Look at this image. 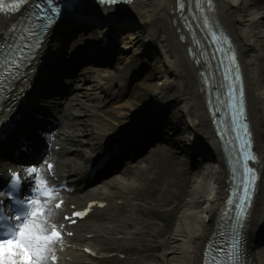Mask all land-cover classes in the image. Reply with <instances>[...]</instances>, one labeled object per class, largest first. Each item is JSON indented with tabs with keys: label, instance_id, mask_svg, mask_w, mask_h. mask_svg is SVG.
I'll return each instance as SVG.
<instances>
[{
	"label": "bare ground",
	"instance_id": "obj_1",
	"mask_svg": "<svg viewBox=\"0 0 264 264\" xmlns=\"http://www.w3.org/2000/svg\"><path fill=\"white\" fill-rule=\"evenodd\" d=\"M215 2L217 5L215 16L222 27L226 28L234 38L246 74L245 88L250 118L256 135L257 151L261 158L258 169L262 172V177L258 186L255 207L247 221L244 234L249 241L246 249L249 255L247 264H264V243L259 242L264 238V0H215ZM177 6L178 0H135L123 6H97V9L102 13L106 12L107 16V24L104 28L100 27L97 32L107 34L109 31V35L112 34L113 38L115 32L121 30L120 32H123L127 41H123L120 49L130 56L127 61L125 60L127 65L122 70L115 69V72L111 70L108 72V69L102 70L96 84L92 82L86 84L85 91L80 92L81 95L77 93V96L79 95L78 102L81 104L82 99L91 101L98 99V96L103 97L104 93L111 94L114 91L113 85L116 84L120 89L119 92L127 88V84L130 88L132 78L143 61L151 59L154 62L160 76L158 83L152 89L153 99L147 106L139 109L135 107L140 104L131 105L129 107L131 114L127 112L128 107H125L119 114L122 115L120 120L122 122L135 121L137 117L142 116V119L138 120V123H141L145 120L144 116L147 117L150 114L155 116L159 111H173L174 118L180 125L179 130L182 125L187 126L189 146L197 148L200 153L207 154V158L211 159L212 163L206 164L203 168L204 176L196 181L189 203L184 206L185 209L178 218L172 251L168 256L171 264H202L204 246L220 226L223 204L226 200L227 189L230 188L227 182L230 179L229 158L207 105L206 87L200 75L204 66L202 63L198 66L191 58L190 43L183 41V35L188 39V34L177 13ZM90 19L92 18L86 20ZM97 19L94 20L97 21ZM101 24H103L102 21ZM4 29V21L0 20V32ZM50 59H45L46 64ZM53 74L54 72L51 71L50 76ZM153 78L157 77L151 79ZM82 95L84 98L81 99ZM141 102L143 103V100ZM75 103H72L74 104L73 110L77 111L80 104L75 105ZM80 108L83 109L84 106L81 105ZM65 114H69V118L75 115L67 111ZM157 117L160 119L161 116L157 115ZM151 120L146 119L140 126L141 131L146 130L145 135L151 133L149 130L153 127ZM110 122L111 119L101 120L100 125L94 126L92 132H95L98 137L96 140L99 142L89 154L87 162L91 161V157L105 152L114 142L112 137L115 133L111 130L112 127L114 129L119 127L110 125ZM77 124H68L71 131L61 134L63 139H60L61 143L58 144L63 146L62 154L70 152L66 145L72 147L76 141H80L76 138L82 139L83 135L90 136L87 134L91 131L89 129L73 130ZM78 133L82 135L76 137ZM66 156L62 166L67 167V164L72 166L71 155ZM175 163L176 161L156 152L143 165L134 167L136 172L144 167L140 171L141 174L134 173L132 179L125 178L126 176L114 178L109 184L116 185L115 189L106 185L89 194H94L97 199L107 201L109 204H116L117 200L134 207L141 202L147 203L150 199L145 198L141 191L142 186L152 182V185L169 186L171 182L164 180L162 173L174 167ZM200 163H202L201 159ZM82 168V166L78 167V175H83ZM58 169L60 172H67L61 170L60 167ZM144 173L145 179L142 178ZM165 191L169 190L165 189ZM168 194L169 192H164L165 196ZM81 203L82 201L79 204ZM121 215L120 219L111 215L107 216L105 222H101V226H105L110 232L115 228H123L124 225H132L135 229L140 227V219L136 216L127 212ZM101 226L97 223L89 227L87 233L98 239ZM85 240L90 247L97 248L96 241L93 242L96 239L86 237ZM74 241L70 239L69 242L74 243ZM135 260V262L140 261L137 258Z\"/></svg>",
	"mask_w": 264,
	"mask_h": 264
},
{
	"label": "rangeland",
	"instance_id": "obj_2",
	"mask_svg": "<svg viewBox=\"0 0 264 264\" xmlns=\"http://www.w3.org/2000/svg\"><path fill=\"white\" fill-rule=\"evenodd\" d=\"M117 36V46L119 47L118 49H120L121 46H123V41H127V39H125L123 32H120ZM129 56L130 54H124L120 52L119 54H116L114 56V66H112L110 69L107 68L108 72H110V70L111 72H115V69L122 70V68L127 65V63L125 64V60L127 61ZM140 66L141 67L137 68V76L134 79L132 85H130L129 93L126 96H121L118 98V100L114 98L115 95L107 98H100L98 96V99L84 101L86 109H81V114H79V116L81 115L80 118H74V121L78 123L81 130H91L87 133L90 134V136H84V138H82V141L86 143L85 146H87L83 149L88 151L86 154H89V152L92 151L93 145L97 141L96 139L98 137L95 132H92V130L94 129V126L100 125L101 120L108 121L111 119L110 125H117L118 127V125L128 122H122L120 120L122 115L119 114L125 109V107H128L127 112L131 114V109H129L131 105L140 104V106L135 107L136 109H139L144 105L146 106L153 99L152 89L158 83L157 80L160 76L158 74V69L151 59L143 61V64ZM152 77L157 78L151 79ZM115 93H117V91ZM142 100L143 103L141 102ZM169 115L174 117L175 113L173 111H169ZM75 129H77V127ZM117 130L112 127L111 131ZM180 130L182 132L177 140L184 144L183 150H179L178 154L174 153V155H170L169 153L162 154L163 157H168L169 159L176 161L174 167L162 173L163 179L171 182L170 185H152V182L145 183V185L142 186L143 188L140 187L141 191L145 195V198L150 199V201L144 203L143 205L135 207L130 206L127 209L129 214H134V216L140 219V227L135 229L134 227L126 225V228H128H123L125 233L129 231L128 235H131V237H129L130 239L127 243H125V245H122V243L119 241L110 243L103 242L99 244L100 248H110V250H113L119 246H123L124 251L129 252L127 253L129 256H134V258L137 257L140 259V261L138 263H134L133 261L119 262L114 260L108 262L107 264L172 263L170 257L168 256L172 251L173 238L175 237L178 218L183 209H185L184 206L189 203L190 197L193 194L194 188L196 186V181L200 180V178L204 176V170L200 166L192 168V166L188 164L192 161L190 153H193V149L187 142V137L189 136L187 132V126L182 125ZM74 149H78V146H75ZM194 150L198 151L197 148H194ZM127 173L129 175L124 173L122 177L126 176L125 178H134L132 169ZM137 174L141 173L138 171ZM142 178H146L145 173ZM165 189H168L169 191H165ZM164 192H169V194L165 196ZM125 210L126 209H124L123 212ZM116 213L121 214L122 212L119 211Z\"/></svg>",
	"mask_w": 264,
	"mask_h": 264
},
{
	"label": "snow or ice",
	"instance_id": "obj_3",
	"mask_svg": "<svg viewBox=\"0 0 264 264\" xmlns=\"http://www.w3.org/2000/svg\"><path fill=\"white\" fill-rule=\"evenodd\" d=\"M56 0H43L45 7L44 13L52 12L53 16H60L61 10L57 6L50 7ZM101 3L112 4L116 0H99ZM209 4L212 0H207ZM183 7V3H181ZM15 12L17 9H7L4 7V0H0V13ZM52 17H49V23ZM45 28L47 25L44 26ZM38 34L31 29L25 28L18 36L14 37L12 43L7 41L3 49H0V87L6 85L18 73L26 60H29V50L32 44L30 38ZM29 62H31L29 60ZM44 164L49 169V178L41 176V168L35 165L24 169L26 175L21 178L19 172L12 171L7 178V184L4 191L8 195L5 200H0V264H48L49 260L55 261L57 257L54 253L55 243L62 239V232L56 223H49L48 210L51 201L59 194L60 188L54 180L55 172L51 171L54 165L47 161ZM247 167V158L245 161ZM252 173V169L248 168ZM255 176L254 173H252ZM27 182L30 195L20 197L18 193L24 183ZM252 187V181L249 180V187L245 189L244 202L247 204V193ZM7 202V203H6ZM63 201L55 204L59 209ZM14 213L9 216L5 208ZM90 211V206L89 209ZM87 211H75L74 217H84ZM243 219H247V213L241 210ZM65 220L76 223L72 217H64ZM62 227V226H61ZM242 227V225H241ZM238 243V242H237ZM235 247V245H234Z\"/></svg>",
	"mask_w": 264,
	"mask_h": 264
}]
</instances>
